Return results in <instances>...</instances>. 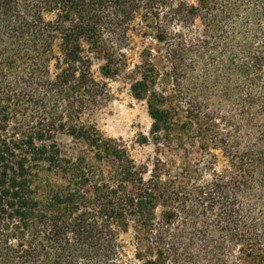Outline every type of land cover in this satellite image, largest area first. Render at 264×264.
Masks as SVG:
<instances>
[{
    "label": "trees",
    "instance_id": "obj_1",
    "mask_svg": "<svg viewBox=\"0 0 264 264\" xmlns=\"http://www.w3.org/2000/svg\"><path fill=\"white\" fill-rule=\"evenodd\" d=\"M131 32V96L187 161L147 179L95 120ZM132 224L141 264H264V0H0V264H126Z\"/></svg>",
    "mask_w": 264,
    "mask_h": 264
},
{
    "label": "rangeland",
    "instance_id": "obj_2",
    "mask_svg": "<svg viewBox=\"0 0 264 264\" xmlns=\"http://www.w3.org/2000/svg\"><path fill=\"white\" fill-rule=\"evenodd\" d=\"M130 36V45L125 51L128 67L118 77L105 80L112 98L95 114V120L99 130L106 138L117 140L135 163L145 167L147 171L145 178L147 179L157 159H161L162 163L175 165L174 170L187 163V161H182L184 152L181 150L176 151L175 146H172V149L163 147L164 149L158 154L150 139L149 132L152 120L147 113L146 103L137 101L131 96L129 85L133 79L139 78L134 72L138 70L137 67L142 66V52L149 46L151 40L136 36L132 32ZM98 65V62H94L93 71L97 78H100ZM158 85L159 88L164 87L167 91H170L169 83L159 81ZM57 141L63 151L67 155H73L74 158L77 152L83 150L82 145L75 143L69 136L60 135ZM195 151V149H189L188 163L197 158ZM133 225L126 233L120 235V241L124 247L122 261L126 264H141L134 258L137 242L135 241L136 229Z\"/></svg>",
    "mask_w": 264,
    "mask_h": 264
}]
</instances>
